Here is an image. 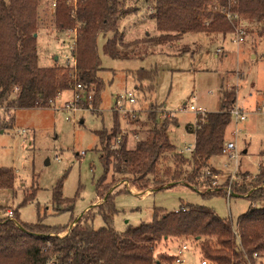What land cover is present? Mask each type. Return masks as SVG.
I'll use <instances>...</instances> for the list:
<instances>
[{
    "label": "trees",
    "instance_id": "1",
    "mask_svg": "<svg viewBox=\"0 0 264 264\" xmlns=\"http://www.w3.org/2000/svg\"><path fill=\"white\" fill-rule=\"evenodd\" d=\"M38 2L0 0V110L50 108V100L72 89L75 83L83 87L85 104L91 101L97 109L105 86L98 74L104 69L98 49L100 35L106 38L104 52L123 60L154 53L156 46L177 40L187 32L225 36L234 33L242 22L264 37V0H142L144 9L128 4L129 0H77L75 7L59 0L54 8V23L61 30L76 29L72 49L76 62L74 66H40L35 35ZM141 8L154 21L158 35L125 43L120 21ZM157 74V67L133 70L135 91H153ZM235 102L236 91L223 89L220 108L206 112L203 118L197 115L195 142L187 156L169 141L165 125L176 123L165 118L158 124V113L154 110L148 117L152 125L133 147L127 148L126 135H122L113 148L121 132L120 118L113 114L111 128L98 131L104 172L96 182V201L114 187L105 200L94 205L95 212L89 208L83 213L64 235L60 234L71 223L52 226L41 221L24 223L17 211L15 220L1 215L0 264H168L175 256L162 252L156 258L154 250L160 241L173 237L192 239L209 264H256L257 258L264 255V163L259 164L254 175L240 173V180L230 183V195L244 196L256 205L239 215L235 225L213 209L193 204L171 211L154 207L151 221L128 226L122 232L113 225L118 212L113 198L120 192L114 189L121 181L138 191L160 190L179 183L196 190L211 188L202 193L205 197L225 195L214 183L219 170L211 165L210 159L224 153L226 129L232 120L230 110ZM12 121V117L7 121L0 118V129L11 127ZM165 184L170 185L164 187ZM14 187L13 171L0 167V189L15 193ZM61 187L59 181L53 191L56 211L72 206L60 207L69 201L62 196ZM30 199L32 196L26 195L21 204ZM96 213L103 221L98 228L92 225Z\"/></svg>",
    "mask_w": 264,
    "mask_h": 264
},
{
    "label": "rangeland",
    "instance_id": "2",
    "mask_svg": "<svg viewBox=\"0 0 264 264\" xmlns=\"http://www.w3.org/2000/svg\"><path fill=\"white\" fill-rule=\"evenodd\" d=\"M128 4L145 8L142 0H129ZM142 8V12L131 13L120 21L119 29L125 43L158 35L155 28L149 25V22L154 24V21ZM37 22L38 64L64 65L65 56L70 52V41L65 34L66 30L55 26L54 9L48 0H39ZM144 24L150 31L148 36H145ZM240 26H243L245 33L239 42H236L234 33L225 36L213 34L214 37L209 39L203 32H187L183 34L180 44L170 40L162 43L164 46H156L154 53L127 60L109 57L103 50L106 38L100 35L98 49L104 69L98 74L105 86L97 109L81 110L75 115L54 106L16 108L11 109L10 113L0 110L3 121L10 117L13 120L11 127L0 129V167L13 171L15 186V193L10 189H0V216L7 209H12L14 214L18 212L21 222L41 221L52 226L70 224L89 208L95 212L94 205L101 203L104 198L95 199L96 182L104 172L99 157L98 131L110 129L113 124V114L116 113H111V107L115 96L133 90L129 68L157 66L154 90L135 92L136 116H139V120L137 117L136 120L120 117V128L126 131V137L128 135L139 140L152 125L148 119L151 111H157L158 124L165 118L176 123L166 124V132L177 151L187 156L190 154L188 146H194L193 131L197 125V112L187 109L189 105L201 107L206 112L217 111L223 89H234V104L237 103L245 111L246 118L236 121L232 117L226 129V142L233 141L235 148L213 156L211 160L214 168L221 169L214 183L223 186L225 195L205 197L202 195L205 190H196L186 184L142 194L126 181H121L116 183L118 185L114 189L120 192L113 198L118 210L113 217V225L117 231L122 232L128 226L136 227L151 221L154 207L171 211L187 204L211 208L235 225L238 216L248 211L252 204L246 197L228 195L226 189H230L232 181L240 180V173L248 171L249 175H254L261 159L264 163V37H260L256 29H248L245 22ZM179 49L185 51L178 52V55L169 53ZM72 93V90H65L62 97L68 96L67 99H70ZM64 102L58 99L56 104L61 107ZM163 110L167 113H162ZM66 115L72 119H65ZM132 144L131 141L127 148L133 147ZM230 153L237 154V158L230 156ZM59 181L62 196L69 199L60 207L68 204L72 206L70 209L56 211L52 198L54 187ZM26 195H31L32 199L23 205L21 203ZM92 225L94 228L103 225L99 214L94 215ZM66 230L60 235H64ZM181 244L188 247L180 255L183 258L180 264H201L204 258L199 245L186 237L163 239L157 244L154 255L158 258L159 253L164 252L175 256ZM168 264L178 263L172 261ZM256 264H264V255L257 258Z\"/></svg>",
    "mask_w": 264,
    "mask_h": 264
},
{
    "label": "built area",
    "instance_id": "3",
    "mask_svg": "<svg viewBox=\"0 0 264 264\" xmlns=\"http://www.w3.org/2000/svg\"><path fill=\"white\" fill-rule=\"evenodd\" d=\"M49 1V5L52 9H54L58 3L59 0H48ZM66 3L71 4L73 7L76 6L77 4V0H65ZM226 16L228 17L229 14H226ZM244 28L243 26H238L236 27L234 34L236 35V42L242 41L243 40V35H244ZM66 36L69 38L70 41V52L65 56V64L66 66H74L75 65V58L73 57L72 54V49L75 45V40H76V29L74 30H66L65 31ZM72 96L69 100H66L63 105L61 107L57 106V102L56 99L60 96V94L62 92H60L58 94V96L55 98L54 101L50 102L52 103V106H54V108L56 109H63L69 113H72L73 115H75L78 111L81 110H93L94 107L91 104V101H89L87 103V105L84 102V94H82V90L83 87L80 83H75V85L73 86L72 89ZM89 99L91 100V95H89ZM135 103H136V96H135V91L134 90H130L128 92H126L124 95H116L115 99H114V104L111 107V112L112 113H116L119 118H126V119H131V120H135L136 119V113H138V110H136L135 107ZM186 107H183L182 109H185ZM189 110H194L197 112L198 116H201L203 118V116L205 115L206 111L204 109H202L201 107H195L193 104H190L189 107L187 108ZM162 113H167L166 111L163 110ZM230 113L232 115V117H234V119L236 121H242L246 118V114L245 111L239 107L237 104H234L230 110ZM133 118V119H132ZM65 119L69 120L72 119L69 115L65 116ZM126 131L121 129L120 134L116 137V142L113 145V148L117 147V144L119 143L122 135H126L125 134ZM235 148V143L233 141H227L225 143V147H224V153L226 152H230V150H233ZM188 150L192 151L193 147H189L187 148ZM230 156H234V158H237V154H232L230 153ZM226 192L228 195L231 194V190L228 188L226 189ZM228 197V196H227ZM4 216L13 219L14 220V212L12 209H7L6 212L3 214ZM187 249V245L184 244L177 252V255H175V262L180 264L182 262V259L180 257V255L182 254V252L184 250ZM256 256V254H254ZM202 264H207L206 260H202L201 261Z\"/></svg>",
    "mask_w": 264,
    "mask_h": 264
},
{
    "label": "crops",
    "instance_id": "4",
    "mask_svg": "<svg viewBox=\"0 0 264 264\" xmlns=\"http://www.w3.org/2000/svg\"><path fill=\"white\" fill-rule=\"evenodd\" d=\"M140 11H141V9L137 12V13H140ZM142 12V11H141ZM140 15V14H139ZM147 21L149 22V20L147 19ZM153 21V20H152ZM149 25L150 26H152L153 28H155V25L154 24H152L151 22H149ZM135 26V25H134ZM143 27H146V29L144 30V32L146 33V35L145 36H148L149 34H150V31L149 30H147V25L146 24H144L143 25ZM155 32H156V28H155ZM135 33V32H134ZM149 33V34H148ZM204 33V32H203ZM206 34V33H205ZM206 35H208V34H206ZM151 36V35H150ZM182 37H183V34L178 38V40H176V42H175V44H180V40L182 39ZM214 36H213V34L212 35H208V38L209 39H211V38H213ZM161 45H163L164 46V44H161ZM188 46V45H187ZM188 49L186 48V51H187ZM182 52V51H185L184 49H179L178 51H170L169 53H174L175 55H178L177 53L178 52ZM167 53V52H166ZM125 60H127V59H125ZM103 67V66H102ZM141 67V66H140ZM140 67H134V68H129V70H128V72L130 73V75H131V78H132V81H133V90L135 91V85H136V81H135V79H134V77H133V75H132V72H133V70H135V69H138V68H140ZM154 67H157V66H154ZM145 68V67H144ZM148 68H151V67H148ZM126 75H129L128 73L126 74ZM100 76V75H99ZM145 83V82H144ZM136 92V91H135ZM63 93V92H62ZM62 93L60 94V96L56 99V101L55 102H57V100L58 99H60V100H69V99H67L68 98V96H67V98L66 97H62ZM151 102H154V101H152L151 100ZM155 103V102H154ZM237 104V103H236ZM12 110H14V109H12ZM10 111H11V109L9 110V113H10ZM112 113V112H111ZM192 130H193V128H192ZM193 133H194V136H195V130L193 131ZM129 138H131L132 140H130ZM131 141H132V143L133 144H135V142L134 141H137V140H134L131 136H128L127 135V137H126V145H128V147H130V143H131ZM132 144V145H133ZM212 160V158L210 159V163L212 162L211 161ZM260 163H263V160L261 159V161L259 162V164ZM258 167H259V165H258ZM219 171L221 170V169H218ZM244 173H247L248 171H243ZM248 174V173H247ZM179 184V183H178ZM117 186V185H116ZM190 187H192V186H190ZM134 188V187H133ZM218 188H220V189H222L223 188V186L222 185H220ZM135 189V188H134ZM198 190H202V191H207L206 189H204V188H201V189H198ZM135 191H137L136 189H135ZM147 192H151V191H140V193H143V194H145V193H147ZM130 193H132V194H135L134 192H130ZM244 197V196H243ZM102 201H103V199H102ZM252 207L253 206H256L255 204H252L251 205ZM184 244H181L178 248L180 249L182 246H183ZM188 247V246H187ZM177 248V249H178ZM178 249V250H179ZM174 256V255H173ZM201 261H202V259H201ZM202 264V263H201Z\"/></svg>",
    "mask_w": 264,
    "mask_h": 264
},
{
    "label": "water",
    "instance_id": "5",
    "mask_svg": "<svg viewBox=\"0 0 264 264\" xmlns=\"http://www.w3.org/2000/svg\"><path fill=\"white\" fill-rule=\"evenodd\" d=\"M36 35V34H35ZM57 57H55V59H56ZM82 121V120H81ZM174 184H176V183H174ZM168 185H170V184H165L164 185V187H166V186H168ZM112 189V188H111ZM111 189L108 191V192H110L111 191ZM157 190V188H152V189H150V190H148V191H156ZM107 192V193H108ZM107 193H106V195H107ZM106 195L104 196V198H103V200H105V198H106ZM234 196H238V195H236V194H233ZM82 214H83V212L68 226V228H67V230H66V232H65V234L74 226V224L76 223V221L82 216Z\"/></svg>",
    "mask_w": 264,
    "mask_h": 264
},
{
    "label": "bare ground",
    "instance_id": "6",
    "mask_svg": "<svg viewBox=\"0 0 264 264\" xmlns=\"http://www.w3.org/2000/svg\"><path fill=\"white\" fill-rule=\"evenodd\" d=\"M143 194V193H142Z\"/></svg>",
    "mask_w": 264,
    "mask_h": 264
}]
</instances>
